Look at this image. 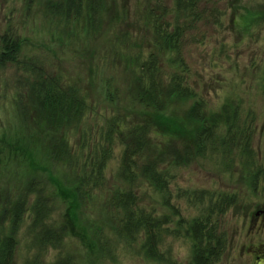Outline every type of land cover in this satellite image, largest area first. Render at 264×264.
<instances>
[{"label": "trees", "instance_id": "trees-1", "mask_svg": "<svg viewBox=\"0 0 264 264\" xmlns=\"http://www.w3.org/2000/svg\"><path fill=\"white\" fill-rule=\"evenodd\" d=\"M140 5L143 20L139 25L147 37L135 38L125 30L117 35L113 28L109 40L99 46L96 43L105 30L109 0L51 2L47 13L63 28V73L31 58L20 63L27 75L29 97L47 131H51L50 161L52 165L63 163L67 169L70 166L69 175L63 170V184H55L56 193L69 194V203L93 199L94 192L106 184L111 163L121 179L144 178L167 191L176 180L174 168L193 160L190 149L178 152L169 141L166 148H161L153 136L170 97H196L186 64L181 56L175 58L171 53L204 43L209 28L226 25L227 11L219 0H143ZM60 33L52 38L60 39ZM0 42V68L16 63L19 43L10 39ZM168 65L174 67L169 70ZM90 85L96 87L97 95L89 90ZM206 106L198 99L188 111L198 124L194 138L197 152L252 154L254 130L250 123H238V110L229 111L226 103L220 113L208 118ZM128 110L130 114H126ZM219 119L223 132L217 134ZM43 167L35 169L51 171ZM38 183L31 180L26 187V192H35L29 207L26 200L4 206L2 221L8 222L10 230L0 232V264H14L16 228L25 219L40 248H58L61 244L67 224L56 225L52 220L53 202L43 195ZM180 197L196 202L201 209L191 219L181 216L178 226H184L183 233L179 227H171L166 217L137 208L133 192L119 191L114 203L124 213L119 234L138 242L146 256L157 261H163L162 247L169 239L183 236L192 245L188 264H218L228 248V236L220 222L235 205L236 197L214 196L207 191L181 192ZM69 263L67 259L55 262Z\"/></svg>", "mask_w": 264, "mask_h": 264}, {"label": "rangeland", "instance_id": "rangeland-1", "mask_svg": "<svg viewBox=\"0 0 264 264\" xmlns=\"http://www.w3.org/2000/svg\"><path fill=\"white\" fill-rule=\"evenodd\" d=\"M55 1L0 0V41H17L20 48L19 64L10 62L0 68V232L10 230L8 222L2 221L4 206L20 200L31 205L35 192H26L31 180L39 181L43 195L51 198L56 225L67 224L58 248H40L25 219L16 228L14 264H55L66 259L69 264H188L192 245L183 236L169 239L162 247L163 261H157L147 257L138 242H130L119 234L118 225L124 215L114 205L119 191L133 192L138 199L137 208L166 217L169 225L179 227L182 233L184 226H178L181 216L191 219L201 209L196 202L180 197L181 192L235 196V205L220 222L221 230L228 236V248L218 264H252L251 255L240 253L247 239V220L254 206L264 203V190H256V174L260 168L264 171V0H219L227 11L226 25L209 28L204 43L171 53L175 58L181 56L186 64L196 97H170L153 133L161 148H166L169 141L178 152L188 148L194 155L187 166L174 168L176 180L169 189H159L144 178L123 180L111 163L104 187L83 203H69V194L56 193V182L63 184V170L69 175L70 166L67 169L63 163L52 165L50 161L51 131H47L29 97L27 75L20 64L31 58L47 69L63 73L62 24L57 26L56 19L47 13V5ZM141 1L109 0L105 30L96 44L103 46L113 28L117 35L125 30L135 38L147 37L139 25L143 20ZM59 33L60 39L52 38ZM173 67L168 65L169 70ZM88 88L97 95L96 87ZM198 99L206 102L208 118L220 113L226 103L229 111L238 110V123H250L254 130L252 154L197 152L194 138L198 124L188 111ZM126 114H130L129 110ZM222 120L218 121L217 134L223 132ZM39 166L51 171H37ZM71 197L75 198L74 193Z\"/></svg>", "mask_w": 264, "mask_h": 264}, {"label": "flooded vegetation", "instance_id": "flooded-vegetation-1", "mask_svg": "<svg viewBox=\"0 0 264 264\" xmlns=\"http://www.w3.org/2000/svg\"><path fill=\"white\" fill-rule=\"evenodd\" d=\"M256 183L258 188L264 190V171L262 168L256 174ZM246 237L241 246V256L245 253L252 256V264H264V203H259L254 206L248 220Z\"/></svg>", "mask_w": 264, "mask_h": 264}]
</instances>
